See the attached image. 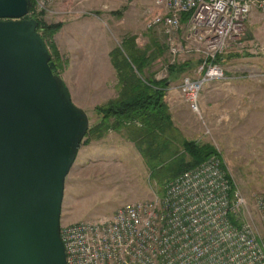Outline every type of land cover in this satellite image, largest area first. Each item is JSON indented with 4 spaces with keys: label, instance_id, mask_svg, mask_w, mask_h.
<instances>
[{
    "label": "rangeland",
    "instance_id": "obj_1",
    "mask_svg": "<svg viewBox=\"0 0 264 264\" xmlns=\"http://www.w3.org/2000/svg\"><path fill=\"white\" fill-rule=\"evenodd\" d=\"M56 4V9L59 10L62 5L61 11L64 9L68 13L60 12L54 17L30 15L27 19L40 20L46 25H62L45 45L72 103L88 116L89 129L98 122L96 109L118 97V78L109 54L121 48L123 43L133 40L138 50L149 49L148 56L155 47L161 49L162 54L145 68L144 79L170 81L174 76L168 73L171 59L165 38L159 31L145 27L146 19L155 14L152 0H56ZM260 18V29L248 31L245 28L240 39L245 40L248 34L253 45L264 46V15L261 13ZM51 46L58 59L54 57ZM253 53V57L264 56V53ZM190 58L197 60L194 56L182 60L187 63ZM195 65L189 64L186 71L173 79L190 76ZM222 66L228 74L248 71L243 75V81L234 84L238 87L233 89L238 93L237 99L235 96V99L228 97L223 100V95L216 96L200 110V117L184 103L175 110H168V113L178 141L185 140L197 146L208 145L214 149L217 156L213 157L220 162L222 171L231 180L233 191L247 202L251 212L249 222L261 235L253 199L264 193V65L247 58L232 60L226 55ZM110 133L117 136L114 142L120 139L126 143L125 146L138 151V142L128 140L124 130L115 131L112 128L100 139L84 137L80 146L102 140ZM179 151L183 153L181 147ZM140 157L148 169H70L65 179L60 227L78 222L102 221L113 216L123 205L161 196L163 187L178 169H173L175 167L170 164L163 169H155L152 161L148 162L141 154Z\"/></svg>",
    "mask_w": 264,
    "mask_h": 264
},
{
    "label": "built area",
    "instance_id": "obj_2",
    "mask_svg": "<svg viewBox=\"0 0 264 264\" xmlns=\"http://www.w3.org/2000/svg\"><path fill=\"white\" fill-rule=\"evenodd\" d=\"M31 1L29 16L68 13L61 11L63 3L56 9V0ZM152 4L155 14L146 19L145 27L165 38L170 65L198 58L177 91L200 117L204 87L230 80L219 58L240 41L253 11L264 15V0H152ZM253 52L264 53V46L254 45ZM253 208L261 235L249 222L247 202L232 192L220 162L210 157L171 179L161 196L123 205L107 220L61 226L59 236L66 264H264V193L253 199Z\"/></svg>",
    "mask_w": 264,
    "mask_h": 264
},
{
    "label": "water",
    "instance_id": "obj_3",
    "mask_svg": "<svg viewBox=\"0 0 264 264\" xmlns=\"http://www.w3.org/2000/svg\"><path fill=\"white\" fill-rule=\"evenodd\" d=\"M31 0H0V264H66L65 179L89 130L27 19Z\"/></svg>",
    "mask_w": 264,
    "mask_h": 264
},
{
    "label": "trees",
    "instance_id": "obj_4",
    "mask_svg": "<svg viewBox=\"0 0 264 264\" xmlns=\"http://www.w3.org/2000/svg\"><path fill=\"white\" fill-rule=\"evenodd\" d=\"M182 21H185V17ZM36 22V31L46 44L62 27L61 24L46 25L40 20ZM148 51L138 50L134 41L129 40L121 48L110 52L109 60L119 83L118 97L96 109L98 122L90 127L85 138L100 139L110 128L115 131L124 130L128 140L138 142V151L144 159L154 163L155 169H163L166 164L178 169L175 178L217 154L208 145L197 146L185 140L178 141V134L172 127L163 101L169 79L148 81L143 78L145 68L162 54L159 47H155L150 56L147 55ZM53 54L58 59L56 51L53 50ZM188 68V63L175 65L169 68L168 73L169 76L177 77ZM126 124L129 125L125 127ZM178 147H181L183 153L180 154ZM230 220L236 224L233 217Z\"/></svg>",
    "mask_w": 264,
    "mask_h": 264
},
{
    "label": "crops",
    "instance_id": "obj_5",
    "mask_svg": "<svg viewBox=\"0 0 264 264\" xmlns=\"http://www.w3.org/2000/svg\"><path fill=\"white\" fill-rule=\"evenodd\" d=\"M261 24L260 13L258 11H253L249 20L245 24V28H247L248 31H256L260 29ZM249 37L250 36L247 34L245 40L240 39L237 44L235 43L232 45L226 51V53L219 58V64L222 69H224L222 63L224 62V56L226 55L232 60H244L247 58L249 60H257L260 62L261 66L264 65V56H260L259 58L252 56L254 45L252 41H250ZM193 59L194 60L192 61L190 58L187 63L190 62V65L193 63L197 64L198 58L197 60H195V58ZM247 73L248 71L244 70L243 73L238 72L228 74L224 69L225 76L230 80L227 83H212L206 85L199 99L200 110L204 108L207 101L210 102L211 100H215L213 98H216V96L223 95V100L228 97L229 99L230 97H234L235 99V96L237 99L238 93H235L234 90H236L238 87L234 84H239L241 81H243V75ZM182 78L173 79V77H171L166 88L163 101L170 111L175 110L178 105L183 103L181 96L177 91ZM115 137L117 136L114 133H110L102 140L91 141L86 143L84 147L81 145L71 169H148L136 148L132 149L130 146L132 144H129L130 147H127L125 146L126 143L120 139L119 141L114 142L113 139ZM110 218H104L103 220Z\"/></svg>",
    "mask_w": 264,
    "mask_h": 264
}]
</instances>
